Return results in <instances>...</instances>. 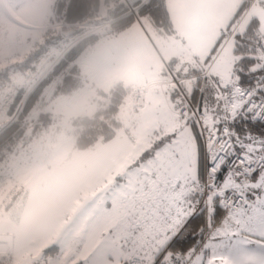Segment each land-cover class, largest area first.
I'll list each match as a JSON object with an SVG mask.
<instances>
[{
  "label": "snow or ice",
  "instance_id": "obj_1",
  "mask_svg": "<svg viewBox=\"0 0 264 264\" xmlns=\"http://www.w3.org/2000/svg\"><path fill=\"white\" fill-rule=\"evenodd\" d=\"M227 7L120 185L145 242L133 264H264V0Z\"/></svg>",
  "mask_w": 264,
  "mask_h": 264
},
{
  "label": "rangeland",
  "instance_id": "obj_2",
  "mask_svg": "<svg viewBox=\"0 0 264 264\" xmlns=\"http://www.w3.org/2000/svg\"><path fill=\"white\" fill-rule=\"evenodd\" d=\"M52 3L53 0H0V59L6 57L9 63L21 62L45 40L41 32L48 28ZM99 12L101 16L110 11L101 4ZM101 20L103 18L95 21ZM97 22L87 24V30H99L104 25ZM145 25L157 54L153 55L148 45L143 48V70L163 67L165 75L172 76L166 51L174 45L167 47L159 43L151 26ZM88 50L85 48L76 61L82 63L86 57L95 60L99 68L94 73L103 71L107 76L99 87L108 90L116 82L113 77L117 54L105 50L106 56L100 62L103 50L97 46ZM59 53L58 48L49 49L34 70L27 68L26 74L21 73L20 83L29 82L27 90L38 84ZM162 57H165L163 65ZM127 60L132 62L131 57ZM57 76L55 72L45 81L38 98L39 102L42 99L44 102L33 104L28 117H36L42 109L53 113L59 109L61 121L56 119L48 129L36 135L31 133L30 127V139L18 147L9 161L19 167L26 193L21 206L10 205L0 216V237L11 243L7 262L118 264L134 253L143 254L145 242L134 233L137 208L131 198L120 191V185L126 182L140 156L169 130L172 104L160 90V95L155 93L157 86L151 88L150 98L146 92L145 104L138 108L128 96L119 113L124 126L117 135L81 149L75 146L73 124L69 119L73 114L93 113L99 104L97 90L92 89L85 95V106L71 95L53 97ZM84 89H78L81 93L76 95L82 100ZM57 126L62 128L60 134L55 130ZM52 245H57L56 254L45 256L44 253L38 261L33 260Z\"/></svg>",
  "mask_w": 264,
  "mask_h": 264
},
{
  "label": "trees",
  "instance_id": "obj_3",
  "mask_svg": "<svg viewBox=\"0 0 264 264\" xmlns=\"http://www.w3.org/2000/svg\"><path fill=\"white\" fill-rule=\"evenodd\" d=\"M101 4H105L110 12L98 16ZM131 7L135 10L132 11ZM51 13L48 28L41 32L45 40L40 42L33 52L21 62L0 63V86H4L11 81V72L18 71L20 76L21 73L26 74V69L34 70L49 49L60 50L52 67L41 77L38 84L29 90H27L29 82L17 84L14 102L6 116L1 119L2 122L0 121V167L10 163L11 157L21 144L30 139L31 133L36 135L55 123L57 114L50 110L42 109L36 117H28L33 104L39 102L38 98L45 81L53 73L58 74L53 97L72 95L89 81L76 61L85 47L103 36L120 33L144 17L149 18L155 27L165 32L173 31L167 0H54ZM102 18L100 22L95 21ZM90 22L104 25L99 30L93 31L90 28L87 30L86 25ZM67 31L68 34L65 33ZM96 90L99 104L93 113L70 116L77 148H88L97 141H108L124 126L119 113L126 98L131 96L133 87L118 81L108 90L99 87ZM42 101L44 102V99L40 102ZM30 127L31 133L28 135ZM57 251V245H52L47 247L44 253L48 256L56 254ZM124 260L126 258L118 264H123Z\"/></svg>",
  "mask_w": 264,
  "mask_h": 264
},
{
  "label": "crops",
  "instance_id": "obj_4",
  "mask_svg": "<svg viewBox=\"0 0 264 264\" xmlns=\"http://www.w3.org/2000/svg\"><path fill=\"white\" fill-rule=\"evenodd\" d=\"M53 3L51 9L53 8ZM228 3L229 0H167V8L173 28L172 32H165L163 29L155 27L149 18L144 17L135 21L130 27L120 33L103 36L85 48H88V51H92L96 46L102 49L103 53L100 55V62H102V59L106 56L105 50L116 52V71L113 77L114 80H116V82L123 81L133 88H147L146 92H149V98L151 88L157 86L159 89L155 90V93L158 95L160 90V92L164 94L165 100L172 104L170 105L171 108L173 106L172 94L175 90V85L169 81L172 79L173 75L176 77L178 74L187 72L194 66L195 57L199 56L201 52H205L206 49L211 46L218 25H222V23L226 22L229 15ZM143 20L146 24L151 26L159 43L167 47L170 44L174 45L172 49L166 51V55L170 60V62H167V66L172 71V76L170 73L165 75L163 67L152 69L153 71L148 69L149 72L147 69L143 70V48L148 45L147 47L152 54H157L148 34L147 26ZM47 26H49V23ZM177 46L178 50L176 49ZM130 57L132 58V62L129 63L127 59ZM164 58L165 57L161 58L162 65L165 60ZM87 59L86 57L85 61L82 63L78 62L84 76L89 79L84 86L79 88V90L82 88L84 89V87L88 88L87 90H83L82 94L84 100H82L81 96L79 98L76 96L78 93H81L78 92L79 90H76L70 96L73 99L76 98L78 103L84 106L85 100H87V97L85 99V95L90 94L92 89L99 87V84L105 82V78L107 77L103 71L94 73V70L98 71L96 68H99V66L95 60ZM124 67L126 68L124 69ZM58 97L59 96H57V98ZM54 113L57 114V121H61L62 112L58 109L55 110ZM56 128L55 130L58 131V133L62 130V128L61 130L59 129L60 126ZM25 189L23 199L26 193ZM0 239L9 242L5 237H0Z\"/></svg>",
  "mask_w": 264,
  "mask_h": 264
},
{
  "label": "built area",
  "instance_id": "obj_5",
  "mask_svg": "<svg viewBox=\"0 0 264 264\" xmlns=\"http://www.w3.org/2000/svg\"><path fill=\"white\" fill-rule=\"evenodd\" d=\"M131 10L134 11V7H131ZM2 62L6 63L8 62V59L3 57L0 59V63ZM10 77L11 81L7 85L0 86V121L4 116H6L7 112L11 108L15 98L14 93L16 86L21 82L20 73L18 71L11 72ZM174 78L175 76L173 75L169 82L175 85ZM146 90L147 88H133L131 92V99L136 108L145 104ZM24 189L25 182L20 174L18 166L10 162L5 163L0 167V216L10 205H22ZM141 255L142 254L140 253H134L128 256L126 260L123 261V264H133L134 260L139 258ZM10 256V243L6 240L0 239V264L9 260Z\"/></svg>",
  "mask_w": 264,
  "mask_h": 264
},
{
  "label": "water",
  "instance_id": "obj_6",
  "mask_svg": "<svg viewBox=\"0 0 264 264\" xmlns=\"http://www.w3.org/2000/svg\"><path fill=\"white\" fill-rule=\"evenodd\" d=\"M65 33L68 34L69 32H65ZM42 255H43V252L37 254V255L34 257V260H35V261H38L39 259H41Z\"/></svg>",
  "mask_w": 264,
  "mask_h": 264
}]
</instances>
